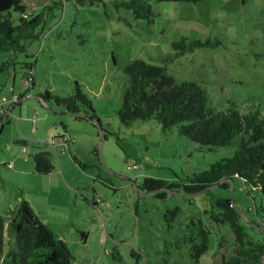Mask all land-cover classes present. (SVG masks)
<instances>
[{"label": "rangeland", "instance_id": "rangeland-1", "mask_svg": "<svg viewBox=\"0 0 264 264\" xmlns=\"http://www.w3.org/2000/svg\"><path fill=\"white\" fill-rule=\"evenodd\" d=\"M122 1L22 0L30 11L45 4L52 9L41 38L28 41L26 53L15 58L33 63V85L22 81L20 64L0 73V96H9L10 87L25 96L11 109L15 120L0 119V264L16 246L8 221L23 201L65 242L72 264H222L233 233L228 223L212 220L218 199L231 200L246 237L264 243V198L238 177L228 187L195 193L142 188L146 177L186 182L231 156L237 141L208 149L179 135L176 126L118 119L124 66L134 59L163 66L176 82L200 85L215 109L233 105L264 115V0L150 1V20L135 18ZM182 39L211 43L176 55L171 43ZM5 56L0 53V61ZM77 88L90 99L98 126L65 113L53 99L39 100L45 91L66 97ZM59 133L73 139L69 153L49 146ZM36 145L52 152L54 169L47 174L35 172ZM161 191L166 194L158 197ZM199 223L208 242L196 263Z\"/></svg>", "mask_w": 264, "mask_h": 264}, {"label": "trees", "instance_id": "trees-1", "mask_svg": "<svg viewBox=\"0 0 264 264\" xmlns=\"http://www.w3.org/2000/svg\"><path fill=\"white\" fill-rule=\"evenodd\" d=\"M76 1L92 4L99 0ZM150 1L196 3L200 0H124L121 3L132 11L135 18L150 20ZM51 9L52 6L45 4L35 12L27 10L22 0H0V53H6V58L0 61V73H8L10 68L14 70L20 64L24 69L22 81L33 85V63H21L15 58L17 53H26L28 41L41 38L46 14ZM13 12L17 13L15 18ZM210 43L209 39L188 43L182 39L172 42L171 46L176 50L175 54L180 55ZM124 73L127 85L118 109L121 124H129L135 120H155L164 130L176 126L179 135L208 149L237 141V148L231 156L211 163L208 169L194 174L188 181L175 183L146 177L143 189L153 191L164 188L177 191L182 187L186 193H195L214 185L228 187L227 181L238 177L245 186L258 189L264 198V115L259 109L242 112L233 105L224 110L215 109L209 105L207 93L200 85L188 81L176 82L166 74L163 66L147 63L142 59L127 63ZM17 94L18 102L10 107L20 104L25 97L22 93ZM39 97L43 100L53 99L65 113L99 125L90 99L79 88L66 97L51 95L47 91ZM81 107L84 110L81 111ZM0 119L3 120L1 115ZM8 120L7 116L3 122ZM63 129L65 131V126ZM102 137L105 138L106 135L102 134ZM52 140H62L64 145L58 147L69 153V144L73 142L70 135L59 133ZM58 147L51 148L58 153ZM71 158L79 163L74 155ZM33 161L38 174H47L54 169L52 152L47 148L37 149L33 154ZM165 194L164 191L156 193L158 197ZM217 205L220 210L217 214H212V220L216 223H228L233 233L230 254L227 259L223 256L222 264H264V243H254L246 237L231 200L218 199ZM12 213L8 225L14 233L16 246L5 253L1 264H72L73 256L68 246L42 222L27 202H21ZM4 223L0 214V258L3 252ZM207 242L208 231L200 224L197 241L192 244V257L196 263L207 251Z\"/></svg>", "mask_w": 264, "mask_h": 264}, {"label": "built area", "instance_id": "built-area-1", "mask_svg": "<svg viewBox=\"0 0 264 264\" xmlns=\"http://www.w3.org/2000/svg\"><path fill=\"white\" fill-rule=\"evenodd\" d=\"M19 100V94L17 93H11V95L7 98L4 96H0V115L3 118V121L7 118V116H10V110H9V106L18 102ZM64 145L62 140H52L50 142V146L51 147H58L60 145ZM11 164H8V166H10Z\"/></svg>", "mask_w": 264, "mask_h": 264}, {"label": "crops", "instance_id": "crops-1", "mask_svg": "<svg viewBox=\"0 0 264 264\" xmlns=\"http://www.w3.org/2000/svg\"><path fill=\"white\" fill-rule=\"evenodd\" d=\"M12 79H14V75L12 76ZM10 95H11V93H15V92H13V88L12 87H10ZM9 95V96H10ZM1 96H4V97H9V96H5V95H1ZM23 100V99H22ZM39 100H40V102H41V104H44L47 100H43L42 98H40L39 97ZM50 99H48V101H49ZM19 105V104H18ZM57 108H59V109H61L62 111H64L63 110V108L62 107H60V106H58V105H56V104H54ZM16 105H14V106H9V109H10V112H11V109L12 108H14ZM11 119H14L15 120V118L14 117H12L11 115L9 116V120L8 121H11ZM54 138V137H53ZM52 138V139H53ZM52 141V140H51ZM73 143V142H72ZM36 148H38V149H43V148H45V147H40V146H38V145H36ZM34 211V210H33Z\"/></svg>", "mask_w": 264, "mask_h": 264}, {"label": "clouds", "instance_id": "clouds-1", "mask_svg": "<svg viewBox=\"0 0 264 264\" xmlns=\"http://www.w3.org/2000/svg\"><path fill=\"white\" fill-rule=\"evenodd\" d=\"M2 122H3V120H2ZM50 144V143H49ZM50 146V145H49Z\"/></svg>", "mask_w": 264, "mask_h": 264}]
</instances>
